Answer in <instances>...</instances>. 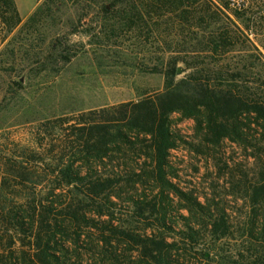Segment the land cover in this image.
<instances>
[{
	"label": "rangeland",
	"instance_id": "1",
	"mask_svg": "<svg viewBox=\"0 0 264 264\" xmlns=\"http://www.w3.org/2000/svg\"><path fill=\"white\" fill-rule=\"evenodd\" d=\"M45 1L14 0L21 23L8 44L0 45V250L6 252L41 250L49 220L67 217L49 215V200L54 199L49 190L55 165L75 151L76 127L117 117L110 109L136 101L138 94L163 92V71L171 63H176V81L199 73L188 66L233 71L242 59L238 52L214 57L200 51L208 48L218 29L230 25L229 18L243 31L249 24L256 34H248L249 39L264 56V0H246L248 13L239 20L231 15L238 8L228 9L227 0H182V4L181 0H49L43 5ZM34 14L30 25L24 26ZM93 112L96 115H90ZM194 126L179 113L170 116L171 131L181 141L169 151L168 178L182 192L208 203L215 215L224 214L226 238L214 241L208 230H202L196 244L185 240L178 216L188 212L176 197L170 211L177 222L174 231H158V215L149 209L138 211L130 202L142 193L150 198L157 189L152 181L133 178L116 185V205L104 211L106 216L87 213L86 225L63 224L66 236L58 237V248L77 250L81 259L75 264L89 263L104 251L111 256L114 250L120 264H128V250L143 248L119 234L126 231L139 238L175 242L178 250H188L192 264H205L198 254L205 250L232 260L243 250H260L248 234L253 213L246 190L259 179L261 156L228 140L206 145ZM129 152L133 160H127V170L139 173L141 163L134 161L136 153ZM120 164L122 160L115 159L112 167L100 166V171H123ZM77 200L70 207L82 211L84 205ZM76 232L81 235L78 240ZM132 255L138 260L135 252ZM110 256L105 264H114Z\"/></svg>",
	"mask_w": 264,
	"mask_h": 264
},
{
	"label": "trees",
	"instance_id": "2",
	"mask_svg": "<svg viewBox=\"0 0 264 264\" xmlns=\"http://www.w3.org/2000/svg\"><path fill=\"white\" fill-rule=\"evenodd\" d=\"M227 1L228 8L230 1ZM246 7L247 1L242 0L239 9L232 11L231 15L239 20L248 13ZM34 16L29 17L24 26H29ZM227 20L230 25L218 29L208 42V48L200 51H208L214 57L238 52L242 59L237 67L233 71L222 67L208 71L198 65L188 66V69H198L199 73L176 81V63H171L163 71V92L138 94L136 101L110 109L112 114L117 113V117L94 119L76 127L72 142L76 146L75 151L71 150L67 160L63 156L59 159L51 174V183L54 185L49 190V197L54 198L49 200V215L67 217L60 222L55 218L53 222L49 220V235L41 250H0V264H75L80 261L77 250H64L57 246L60 241L58 237L66 236L63 224L71 226L76 223L77 227L80 223L86 225L89 223L87 213L98 218L106 216L108 212L104 211H110L116 205L113 201L117 198L116 185L132 182L133 178L152 181L157 189L150 198L142 193L130 202L138 211L149 209L150 213L158 215L155 220L158 231H174L177 222L171 218L170 211L172 198L176 197L185 203L181 209L188 212L187 216H178L183 221L184 230L181 234L185 240L196 244L202 230H208L214 241L226 238L229 227L224 214L215 215L208 203L182 192L168 178L169 151L176 149L181 141L180 136L170 128V116L173 113L193 120L195 133L202 136L206 145L218 146L228 140L245 150L255 149L261 156L259 179L246 190L253 213L248 234L252 240L250 242L260 250H243L235 260L210 250L198 254L205 264H264V56L249 39L248 34L256 36L249 24L243 26L244 32L230 18ZM20 23L14 0H0V45L7 42ZM106 112L109 111L98 113ZM129 151L132 155L136 153L134 161L137 159L141 163L142 170L139 173L134 169L127 170V160H133L132 156H128ZM115 159L122 160L124 164L120 165H123V171L102 174L100 166L112 167ZM63 187L71 190L65 193ZM58 190H61L59 194H55ZM74 199H78L77 204L84 205L82 211L70 207ZM60 207H63L62 210L56 211ZM109 215L112 217L111 212ZM255 225L257 227H253ZM119 234L143 248L128 250V264H192L188 260V250H178L175 242L168 243L164 237L156 240L152 236L139 238L126 231ZM75 236L77 240L81 237L79 232ZM102 239L107 242L105 236ZM134 252L138 260H132ZM103 253L106 254L105 251ZM103 253L94 254L93 261L85 264H105V257L110 255ZM110 254L109 259L114 264L121 263L115 250Z\"/></svg>",
	"mask_w": 264,
	"mask_h": 264
},
{
	"label": "built area",
	"instance_id": "3",
	"mask_svg": "<svg viewBox=\"0 0 264 264\" xmlns=\"http://www.w3.org/2000/svg\"><path fill=\"white\" fill-rule=\"evenodd\" d=\"M230 1V5L233 7H237L239 9V3L237 0H229Z\"/></svg>",
	"mask_w": 264,
	"mask_h": 264
}]
</instances>
